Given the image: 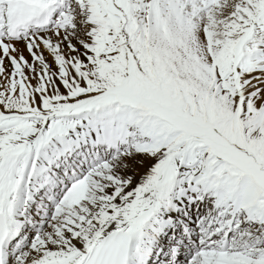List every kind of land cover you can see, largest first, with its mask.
<instances>
[{
    "label": "snow or ice",
    "instance_id": "snow-or-ice-1",
    "mask_svg": "<svg viewBox=\"0 0 264 264\" xmlns=\"http://www.w3.org/2000/svg\"><path fill=\"white\" fill-rule=\"evenodd\" d=\"M0 264H264V0H0Z\"/></svg>",
    "mask_w": 264,
    "mask_h": 264
}]
</instances>
